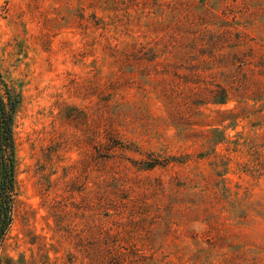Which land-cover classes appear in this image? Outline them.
I'll return each instance as SVG.
<instances>
[{
  "label": "rangeland",
  "instance_id": "obj_1",
  "mask_svg": "<svg viewBox=\"0 0 264 264\" xmlns=\"http://www.w3.org/2000/svg\"><path fill=\"white\" fill-rule=\"evenodd\" d=\"M0 95V264H264V0H0Z\"/></svg>",
  "mask_w": 264,
  "mask_h": 264
},
{
  "label": "trees",
  "instance_id": "obj_2",
  "mask_svg": "<svg viewBox=\"0 0 264 264\" xmlns=\"http://www.w3.org/2000/svg\"><path fill=\"white\" fill-rule=\"evenodd\" d=\"M16 106V103H12L8 106L0 95L1 150L5 161L1 187L2 198L5 197L6 192L13 189V158L5 154L13 153L14 150L12 142V124ZM6 202L5 199H2L0 209V244L10 223Z\"/></svg>",
  "mask_w": 264,
  "mask_h": 264
}]
</instances>
